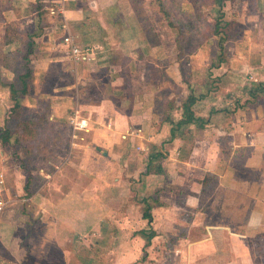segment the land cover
Listing matches in <instances>:
<instances>
[{
    "label": "crops",
    "instance_id": "0c3cea01",
    "mask_svg": "<svg viewBox=\"0 0 264 264\" xmlns=\"http://www.w3.org/2000/svg\"><path fill=\"white\" fill-rule=\"evenodd\" d=\"M37 1L0 8V91L7 94L0 127L12 103L9 85L23 74L14 62L25 64L32 42V99L46 98L49 121L68 127L57 141L68 152L47 162L54 170L38 169L41 187L19 199L29 173L12 172L13 155L0 151V173L16 182H6L15 197L1 216L0 264H27V257L28 264H264L252 239L264 234V95L253 99L247 88L264 82V0H250L224 62L215 53L205 66L199 50L187 74L172 47L150 38L133 0H66L64 15L48 13L43 29ZM64 20L77 44L96 48L94 60L72 61ZM191 94L201 98L194 111L207 124L183 125L172 138ZM32 95L21 105L35 108ZM75 110L90 121L89 132L69 124ZM150 147L162 154L164 174L146 173ZM21 202L28 210L19 216ZM32 219L39 226L31 233ZM143 230L154 234L148 244Z\"/></svg>",
    "mask_w": 264,
    "mask_h": 264
},
{
    "label": "rangeland",
    "instance_id": "374dc122",
    "mask_svg": "<svg viewBox=\"0 0 264 264\" xmlns=\"http://www.w3.org/2000/svg\"><path fill=\"white\" fill-rule=\"evenodd\" d=\"M133 1L135 2L134 4L135 9L139 13V18L141 20V23L148 30L147 32L150 33V38L155 42H159V43L160 41L163 42L164 44L162 46L163 48L166 49L168 48L169 50V48L172 47L173 56L171 58L173 60L179 59L178 61L180 62L183 61V63L185 64L184 70L186 74L191 70V66L190 67L186 66L188 64V61L191 60V58L193 59L196 58L195 56L199 52V50H202L203 55L205 56V58L208 59V62L206 64H203L205 66L211 65L215 53L217 56L216 61L218 62V54L220 52L219 42L221 41H223V43L225 44V56H227L228 49L226 48V46H228V41L229 40L231 41V39L232 41L235 40L237 41L238 39L241 38L242 30L240 28V22L243 20L245 15L249 11H251L249 10L248 7L250 0H228L226 1V3H224L222 9H219V7L215 4L214 0H133ZM0 6H1V2H0ZM7 6H9L8 2H7ZM161 8H164L166 10L170 19H167V17H165ZM220 13L224 15L221 21L222 23L221 26L224 29L223 31L224 35H220V34L214 35L213 34L214 25L217 23V18ZM59 17L60 16L57 15L56 18ZM169 20L173 22L174 26L169 25ZM2 23H3V18L0 15V25ZM4 42L5 40L3 38V31H0V46H1L0 50L2 46L4 47ZM14 64H16V67L18 66L17 71L24 72L25 64L21 65V64H17L16 62H14ZM162 65L165 66L167 64L164 61ZM192 67H194L193 64ZM50 81L52 82V80ZM46 87L52 89V87L50 86H46ZM18 96H19V102L21 104L24 103L23 94L18 92ZM30 97L31 99L30 101H27V103L28 102L35 103L36 107L30 109L28 112H24V115L26 117L35 118L39 121V118L42 115H48L49 106L47 105L48 103L47 99L37 98V100H33L32 98L33 97L35 98L36 96L32 95ZM6 98H7V94L5 95V91L1 89L0 115L2 114L3 105L5 104ZM7 106L9 107L10 104H8ZM0 123H2V121H0ZM13 126L16 129V126L15 125ZM67 135H69V130L66 125L62 124L55 126L54 124L51 125V123L46 122L44 126L41 128V142L33 145L32 153L27 154L22 149L21 146L19 147L17 146V149L15 150L12 148L3 149L0 146V151L7 153V155L10 157L13 155L14 159H11L12 172L15 171V169L18 168L23 169L25 167L34 173L35 188L37 189L40 188L41 184L43 183V179H41L37 173L38 169L46 168L49 171L54 170L53 167L50 166L49 163L47 162L48 161L53 162V159H57L56 158L57 156L61 157L59 155H56L58 153L63 154L62 155L63 157L66 151L68 152L67 150L68 148L66 150L63 149L65 145H67L66 141L61 144L57 143L58 139L66 140ZM16 138H17V133L11 139L12 144L16 143ZM16 150L17 152H19V154H17V157L13 153ZM10 151L12 153H10ZM0 158H1V154H0ZM4 163L5 161H0L1 165ZM2 172L5 173V181L7 182L8 186H10V184L14 185V183H16L14 179L12 180V178H10L7 175V172L4 171V169ZM3 195H4L3 197L6 200L15 197L14 193L10 190L8 192L6 191V193H4ZM24 196L25 195L22 194L18 196V198L20 199L23 198ZM7 207H8V203H6L4 209L2 210V213L0 215V221H1V216L3 215L4 210H6ZM23 209L28 210V207L23 202H21L19 203L16 213L21 212V210ZM33 209H31L30 207L29 210L33 211ZM17 214L20 216V213ZM21 223L20 225L22 226ZM31 223L33 226L29 227L28 225H26V228H28L32 233L34 231V228L38 227L39 224L38 222L35 223L33 219L32 221H30L29 225H31ZM22 227H20V229ZM19 232H21V230H19ZM28 260L29 258L27 257L26 259L27 264L29 263Z\"/></svg>",
    "mask_w": 264,
    "mask_h": 264
},
{
    "label": "trees",
    "instance_id": "16d2710c",
    "mask_svg": "<svg viewBox=\"0 0 264 264\" xmlns=\"http://www.w3.org/2000/svg\"><path fill=\"white\" fill-rule=\"evenodd\" d=\"M10 1L11 0H0L1 2L0 8L2 10L6 9L8 7L7 2ZM226 1L228 0H214L215 4L219 7V9H222ZM49 6H50L49 4L43 3L40 0L32 5V8L35 11L36 16L39 17V20L41 22L40 25L41 29H43V27L45 28L46 26V24L44 23V18L49 13L48 11ZM161 9L165 17H167V19H170L166 10L164 8ZM222 13L219 14L217 18V23L214 25V31H213L214 35H219V34L224 35L223 34L224 29L221 26L222 25L221 21L223 19L222 17L224 16ZM137 14L139 15L138 12ZM169 25L174 26L171 20H169ZM35 35H38V33H36ZM32 48H33V43L29 42L28 51L27 54L25 55V60H26L25 70L23 74L19 77V86L16 87L13 84L9 85L12 105L8 107L4 124L3 126L0 127V146L3 149L12 148L14 150L17 149V146L18 147L21 146L22 149L27 154L32 153L33 145L41 142V128L44 126V124L46 122L51 123L49 121L50 103L48 100H47L48 102L47 105L49 106L48 115H42L39 118V121L35 118L26 117L24 115V112H28L30 109L21 105V103L18 100V92H20L23 95H32L33 93L34 77H33L32 68L30 67V62H31L30 55L32 54ZM219 48H220V52L218 54V61L224 62L226 60V57H225V44L223 43V41L219 42ZM247 88L249 94L253 99H259L264 95V82H255V83L251 82L250 86H248ZM200 99L201 98H199L198 96L191 94L187 99H185L182 102L181 109L183 115L182 118L178 122H176L175 127L171 131L172 138L176 136V132L178 131V128H180L183 125L196 124L199 128L205 127L207 121L201 119L200 117H197L194 111L196 103ZM13 125L16 126V129L14 128ZM16 133H17L16 143L12 144L11 139L16 135ZM149 150L150 152L147 161L146 173L159 174V175L164 174V170L162 166V158H163L162 154L156 149V147H150ZM14 154L17 157V154H19V152H17L16 150ZM233 162L234 163L236 162V158H233ZM25 169L29 173L25 185V196L30 197L35 194L38 188L37 189L35 188L34 173L27 168ZM152 208H153L152 205H146L145 208L143 209V216L145 219L148 220L149 223L152 222V213H151ZM242 230L244 229L242 228ZM139 233L142 236H145L146 244H148L152 239V237L154 236L152 232L148 233L145 230ZM252 239H253L256 255L260 256L264 261V234H253Z\"/></svg>",
    "mask_w": 264,
    "mask_h": 264
},
{
    "label": "built area",
    "instance_id": "2783aa9c",
    "mask_svg": "<svg viewBox=\"0 0 264 264\" xmlns=\"http://www.w3.org/2000/svg\"><path fill=\"white\" fill-rule=\"evenodd\" d=\"M66 0H52L48 11L52 16H63L64 15V2ZM61 28L64 31L65 35L62 38L63 44H65L69 49V55L75 63L77 62H90L94 60L95 49L90 46H81L76 43L72 36L68 32V25L64 22L61 24ZM69 124L72 126L75 132H89L91 130L90 121L83 118L81 113L78 110H75L73 115L69 120ZM7 191V185L5 181V174L0 173V215L4 209L6 203L9 201L6 200L3 196Z\"/></svg>",
    "mask_w": 264,
    "mask_h": 264
},
{
    "label": "water",
    "instance_id": "95a60500",
    "mask_svg": "<svg viewBox=\"0 0 264 264\" xmlns=\"http://www.w3.org/2000/svg\"><path fill=\"white\" fill-rule=\"evenodd\" d=\"M104 155H107V152H103Z\"/></svg>",
    "mask_w": 264,
    "mask_h": 264
}]
</instances>
